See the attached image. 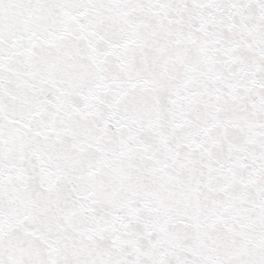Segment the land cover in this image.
<instances>
[{
	"label": "snow or ice",
	"instance_id": "1",
	"mask_svg": "<svg viewBox=\"0 0 264 264\" xmlns=\"http://www.w3.org/2000/svg\"><path fill=\"white\" fill-rule=\"evenodd\" d=\"M0 264H264V0H0Z\"/></svg>",
	"mask_w": 264,
	"mask_h": 264
}]
</instances>
